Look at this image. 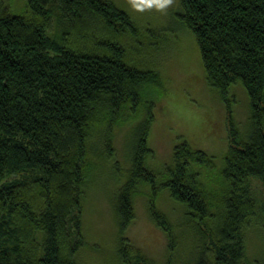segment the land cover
Masks as SVG:
<instances>
[{"label": "trees", "instance_id": "1", "mask_svg": "<svg viewBox=\"0 0 264 264\" xmlns=\"http://www.w3.org/2000/svg\"><path fill=\"white\" fill-rule=\"evenodd\" d=\"M23 2L14 12L0 0V180L8 173L32 175L0 188V227L7 237L0 242V264H77L84 243L82 187L97 144L102 158H111L114 127L134 117L142 92L161 89V80L155 70L129 62L121 40L141 31L111 0ZM180 5L208 84L224 101L232 84L245 88L250 129L246 140L235 139L237 146L228 149L216 195L200 171L212 170L213 160L188 142L174 147L171 164L161 170L141 165L150 117L136 128L131 172L143 170L152 198L157 188L167 189L197 223L205 224L216 209L210 219L217 220L214 257L199 253L193 264H227L222 252L242 243L241 228L255 215L247 179L264 184V0ZM53 17L61 26L55 36L49 34ZM130 187L119 190L115 204L121 233L132 218ZM152 198V215L161 223Z\"/></svg>", "mask_w": 264, "mask_h": 264}, {"label": "rangeland", "instance_id": "2", "mask_svg": "<svg viewBox=\"0 0 264 264\" xmlns=\"http://www.w3.org/2000/svg\"><path fill=\"white\" fill-rule=\"evenodd\" d=\"M8 1L12 11L22 10L23 0ZM111 1L141 31L138 38L125 36L121 40L129 62L158 72L162 86L144 90L134 117L114 127L111 158H102V147L97 144L99 154L92 155L94 165L82 187L80 220L84 243L77 250L76 263L193 264L199 253L213 259L218 211L213 209V217L200 224L186 214L185 205L172 198L167 189L157 188L152 198L145 172L140 171L138 176L131 172L135 131L150 117L141 164L148 169L161 170L170 165L176 145L188 142L192 148L206 152L214 167L200 169L201 179L216 195L222 188L218 173L228 149L236 145L235 139L246 140L250 129L247 93L242 83L236 82L227 89L228 100L224 101L208 84L195 37L181 20L180 0H168L163 6L161 0ZM57 21L53 17L51 36L61 29ZM31 175L30 171L8 173L0 180V188ZM247 182L255 215L241 228L242 243L222 252L227 264H264V184L255 178ZM129 183L132 218L121 233L115 204L119 190ZM153 183L158 186V180ZM151 198L161 223L152 215ZM4 234L5 227H0V242L7 239ZM121 237L126 245H121ZM120 249L126 252L124 257Z\"/></svg>", "mask_w": 264, "mask_h": 264}, {"label": "clouds", "instance_id": "3", "mask_svg": "<svg viewBox=\"0 0 264 264\" xmlns=\"http://www.w3.org/2000/svg\"><path fill=\"white\" fill-rule=\"evenodd\" d=\"M168 2V0H161L160 6H163L164 4H166Z\"/></svg>", "mask_w": 264, "mask_h": 264}]
</instances>
